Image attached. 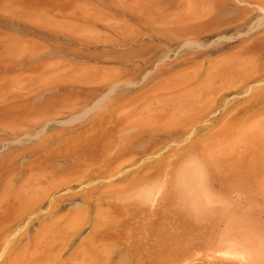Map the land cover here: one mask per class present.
<instances>
[{
    "label": "bare ground",
    "instance_id": "bare-ground-1",
    "mask_svg": "<svg viewBox=\"0 0 264 264\" xmlns=\"http://www.w3.org/2000/svg\"><path fill=\"white\" fill-rule=\"evenodd\" d=\"M231 3L242 5L241 10L238 9L239 12L234 16L226 17L224 15L229 12ZM250 4L257 6L256 14L252 17L251 15L254 12H252V8L249 7ZM200 51H211L218 55L216 58L214 57L215 59H211L210 57L207 63H201L202 61H200V63L198 62L196 64V62H193V55ZM263 77L264 0H0V235L6 232V229L9 227H13L12 229L17 233V236L15 235L17 237V245L11 251L9 250V252H6V254H0V264H104L106 261L105 253L107 251L104 250L106 247H103V245L104 243L106 244L107 240L111 239L113 234L110 235L109 233L116 231L112 229L113 226L116 225L114 223H116V221L120 223V214L118 210L122 206L117 207L115 205L117 203L114 204L110 201L111 203L108 204L110 208L111 204H114L115 208L112 207V209L109 208L106 211H102V207H100V209H98L99 211H96L97 213L93 216L95 230H90L99 232L103 229L105 231L104 237H102L103 239L97 240L96 246H88L89 244L87 245L85 242L86 244L80 248L76 256H73L71 259H69L68 256L67 259L69 260L59 261L56 256L57 244L61 243L71 232L76 233L74 232L75 229L81 228V224H83L82 222L87 213L84 215L83 211L85 210L83 208H81L82 211L81 209L72 210L71 208V210H69L68 206L70 204H63L55 207L50 199H52L53 195L57 196V194L70 197L72 193L80 194L86 191L91 183H78L80 180L78 177V179L75 178L77 175L74 176L73 171H86L85 169L89 171L88 168L96 167V165L101 163L103 164L102 168L105 167L103 159L111 152L116 144L119 143L118 145L120 148L118 145L117 147L120 153L127 152L126 150H128V153L131 154L130 152L132 150L129 152V149L132 148L135 137L136 139L142 136H150L151 138V136L157 133L169 132L171 130L183 132L193 124L196 125L195 122L198 123L201 120L200 117L211 107L212 99L213 97L215 98V94H218L217 92L222 94L221 90H226L227 96H232L231 99L238 103V106L236 105V111L234 107L232 115L226 116L227 118L224 116L226 119L224 118L223 121L221 119L222 123H219V126L213 129L212 133L210 131L211 135L210 133H208V136L204 135L205 138L208 137L206 140H201L200 138V140H193L190 138L193 141L189 143V145H186L184 152L177 156L179 158H176V163L168 167L166 165H164L165 167L160 166L162 164L158 163H161L162 158L161 161L157 162L158 165L153 166L150 171H155V173L156 171H173L172 173H174V171H180V173L181 171H188V173H190L189 171H193V173L196 174V180H200L199 176H204L209 173L210 170H208V168L210 169L209 166H212L213 168H211L214 169V171L217 170L216 172H218V174L222 173L220 171H231L228 172L231 174L228 178L230 177L229 179L234 180V177H236L239 182L250 184L251 180L254 181L256 178L261 177L259 171L264 169V165H262L264 161V94L262 93L264 92H258V94L256 92V96L252 95L253 97H250L251 95H248V92L253 87L261 90L264 83ZM242 87L246 90L241 92L240 90ZM240 94L245 95L240 98ZM217 99L216 97L214 100ZM240 111L244 113L245 111L251 112L245 114L243 118L238 119L237 116ZM218 112L219 111L216 113ZM213 127L214 126H212V128ZM193 132L194 131L191 130V133ZM123 134L124 136L127 134V137L119 140L120 135ZM128 134L130 136H128ZM184 138L186 139V137ZM190 139H187V141ZM176 150L178 151L179 149ZM179 151L181 152V150ZM135 153L136 152H134V154ZM112 155H114L113 152L111 156ZM115 155L117 157L121 156L120 154ZM186 155H190L188 157H192V160L196 158L198 161L194 159L190 163L188 162L187 164H191V166L189 165L188 167L185 164L187 159L185 163L183 162L186 166H182L181 164L183 163L180 164V161H183ZM111 156L109 157L110 161ZM175 156L173 158H175ZM119 157L118 159L112 157V159H114L113 161L118 160L119 162ZM122 157L123 156H121V158ZM125 157L126 156L123 158ZM134 157L132 159L130 156L127 157L125 160L127 161L128 159L126 164L132 162ZM155 157L157 156L155 155ZM123 158L119 163L124 165L125 161L122 162L124 160ZM159 158H161V156H159ZM171 158L172 156L168 158V160H171ZM249 160L252 163L254 162L253 164L250 163L252 164L250 166L249 163H247ZM113 161L112 163L109 162L111 166L113 165L112 167L119 164L118 162L114 164ZM164 161H162V163ZM199 161L209 165L208 168H205L208 172L200 168L201 164L197 163ZM167 162L165 161V164ZM135 165L136 163H132L130 166L133 167ZM167 165H169V163ZM111 166L108 169L113 171ZM120 166L121 169L123 166ZM198 167L206 174L202 175ZM128 169L126 170L128 171ZM116 170L117 169L114 171ZM147 170L149 171V168ZM147 170L143 173L148 176ZM102 171H104V169ZM150 171L149 173H151ZM194 171H198L199 173ZM116 172H118V170ZM224 172L222 175H224ZM112 173L111 175L115 176V174ZM162 174H164V172ZM119 175L121 174L119 173ZM152 175L153 174L150 176ZM156 175L157 174L154 176ZM172 175L169 178L173 176L175 178L176 175ZM177 175L179 176V173H177ZM222 175L218 178L222 177ZM160 176L161 173L158 176L161 183ZM178 176L176 178H179ZM83 177L84 176L80 178L83 179ZM108 177H110V175ZM115 177H113V179H115ZM144 177L145 175L143 179H145ZM214 177L217 178V176ZM110 178L108 181H110ZM133 178L135 179V177ZM150 178L152 177H149V179L147 178L145 182L142 180L141 183L144 182L143 184L140 183V179L139 182L131 183H140V186L135 184L138 186V190H143L142 194H144L147 199L150 196L149 199L151 200L152 195L156 193V188L158 186V188L164 186L166 178L165 181L162 180V182H164L162 183L163 185H158L157 180L156 182H152L153 185L156 183V186H154V188L156 187L155 190L151 187L153 186L152 184H148L149 187L153 188V190H151V188L148 187V190L150 189V191H148L146 187L148 185L146 183L150 182ZM261 178L264 181L263 175ZM155 179L154 177L153 180ZM206 179V177H203L204 182H202L201 179L199 184L202 183L201 186L203 183L207 185ZM169 180L171 181L172 178ZM192 180L194 181L192 178L190 182L188 178L186 181V183L190 182L191 187L195 185V188L192 187L193 189L190 187V191L192 192L187 190L190 184L189 186L188 184L186 185L184 182L185 180H183L184 185L188 187L183 189L186 192L188 191L190 195H194L195 191H197V194H201V192L204 191H202L203 188L201 189V186L197 184L198 181L193 182ZM119 181L117 180V182ZM175 181L179 183L178 186H180V180ZM175 181L173 183H175ZM74 182L75 184H73ZM125 183L126 182H123L121 184L124 185ZM166 183L169 182L167 181ZM212 183H208L207 190H209ZM121 184L119 183V186ZM205 184L203 187L206 186ZM170 185L173 186L172 184ZM196 185H198V189L200 188L201 190H195ZM230 185L231 183L228 184V186ZM260 186L259 184L258 187ZM111 187H115L114 189H116L114 185ZM111 187H109V189H113ZM139 187H141V190ZM244 187L245 186L240 187V189L243 188L242 191H244ZM135 188L136 187L125 185L121 187L122 190L124 189V194L127 193L126 191L136 190ZM162 188L165 189L166 187ZM171 188L173 190V187ZM178 188L176 187V189ZM251 188L250 190H252ZM105 189L108 190L107 187ZM145 190L148 191L146 195L144 192ZM184 190H182L181 193L184 192ZM232 190L236 189L233 188ZM210 191H207V193L204 192L206 195L202 193L204 196L199 194V196L202 197L196 195L200 200L198 198L197 200L195 195L194 199V197L186 193L189 198H193V201L189 199V203L185 202L189 205L190 202L197 200V202L195 201L197 205L194 203L192 205L196 207L195 209L209 204L210 207L207 206L205 208L206 210H204V213H206L208 208L212 209L211 200L216 197H211L215 195V191H211L213 195L207 196ZM102 192L103 191H101V193ZM104 192L103 196L109 191ZM86 193L87 195L89 194L87 191ZM133 193L136 194L138 192L134 191ZM221 193L222 194L219 195L217 194L218 198H216V200L214 199L218 204L221 202V200H218L220 199V195L223 196V194H225L223 192ZM118 194H122V192ZM128 194H130V192L126 194L129 197ZM162 194L164 195V192ZM184 194L183 197L186 196H184ZM240 194L242 195V192ZM110 195L107 196L110 197ZM133 195L129 198H133L134 200ZM137 195L138 194H136L135 198L141 197V194ZM209 196L211 198V200L209 198L211 204L210 202H206V204L201 205L203 204L202 200L204 202L206 199L203 198ZM89 197L92 198L90 195ZM128 197H125L127 199L124 200L129 204V202H127ZM175 197L174 199H176ZM246 197L249 198L247 195ZM187 198H184V200H188ZM224 198L225 196L222 197V199ZM172 199H168L169 205L171 206L173 205ZM180 199L181 198L178 199V202ZM226 200L224 199L225 202ZM115 201L118 202V199L116 200L115 198ZM164 201L166 204V200ZM224 201H222V203ZM260 201L261 200H259V202ZM120 202L123 201L120 199ZM135 202L136 200H134V203ZM178 202L174 203L173 208L176 207L175 205H177ZM217 202H215L216 205H218ZM234 202L237 201L234 200ZM253 202L254 200L251 203ZM215 203H213L214 206ZM222 203H220V206H222ZM156 207L157 206H155V208ZM180 207L182 206H178L177 208ZM216 207L219 208V205ZM177 208H175V210ZM183 208H185V210L187 209L186 207ZM148 209L151 210L150 207ZM191 209L194 210V208ZM141 210L140 212L142 213ZM193 210L189 208V213ZM129 211L130 210H128V212ZM182 211L185 212L184 209ZM186 211H188V209ZM199 211H201V209H199ZM249 211L253 210L249 209ZM194 212H197V210ZM210 212L211 210L208 213ZM248 212L245 211L244 216L245 213L249 216L250 214ZM219 213L221 214V212ZM185 214L187 213L185 212ZM222 214H224V210ZM204 215L206 217V214ZM210 215L208 217H211ZM215 215L217 216V214ZM238 215L235 216L237 219ZM253 215L255 216V214ZM242 216L240 215L239 219H241ZM250 216L248 219L251 221ZM261 216L260 218H262ZM142 217L144 218V216ZM217 218H215V220H217ZM180 219L178 217L177 222L179 224L177 228L180 233L177 232V236L173 234L175 237L173 240L172 238L170 239V247H172L174 243L179 244L178 242L181 241L182 236H186L187 234V232L186 234L184 232V222H186V220L184 219L183 222ZM232 219L231 221L234 224L237 220L234 221ZM252 219L255 220L254 217ZM191 220L194 221L193 218H191ZM243 220L241 219V221ZM247 220L245 219L244 221L247 222ZM202 221L204 222V220ZM244 221L243 223H245ZM250 221L248 222L250 223ZM258 221H260V219H258ZM253 222L251 223L252 226L249 224V228L254 227ZM243 223L240 224L237 222L238 226L236 223L234 226L240 229L241 227H239V224L242 226L244 225ZM204 224H207V221ZM260 224L262 223L260 222ZM207 225L209 226L210 224ZM257 226L255 227L254 234L252 231L253 236H258L259 233L263 234L264 232L261 230L262 228L264 230L263 226H259L261 228H259V231L261 230V232L257 230ZM153 227L156 226L153 225ZM153 227L152 229H155ZM215 227L217 228V226ZM142 228H145V226ZM243 228L244 227L237 230H239V232L241 231V234L246 235L247 233L244 234V232L249 228L248 226L246 230H243ZM189 229H191V227ZM171 230L172 228L170 231ZM251 230H249L250 233ZM130 232L128 233H133L134 235V232ZM135 232L138 233L137 231ZM198 232L201 231H197V233ZM120 233L123 232L121 231ZM120 233L119 235L121 236ZM12 235L10 234V236ZM140 235L141 234H139V236ZM168 235L170 236V233H168ZM210 235H212V232ZM25 236L30 237V239L23 243L21 239ZM214 236L216 235L214 234ZM196 237L197 236H195V238ZM85 238H88V235L85 236ZM199 241L200 240H198V242ZM65 242L67 243V241ZM111 242L113 243V241ZM9 243L7 245H9ZM109 243L110 242L106 245L107 247L110 245L109 248L112 249L114 243L112 245ZM189 243L195 242L189 241ZM185 244L186 243L183 245ZM144 245H146V243ZM175 245L173 248L175 247L176 249L177 245ZM166 246L168 245L166 244ZM61 247H63L62 244ZM133 248H135L134 245ZM181 249L182 248L179 250ZM153 250L149 252V254L153 253ZM171 251L173 252V250ZM183 252H188V250L183 251L182 249L181 256H183ZM107 253H109V251ZM168 254L169 249L165 246H160L156 249L153 258L151 254L150 257L152 259H150L149 262L147 261L148 263L146 264H166L169 258L172 259ZM185 254L184 257L189 255ZM222 254L224 253L222 252ZM236 254L233 253V256ZM108 255H110V253ZM135 255L137 254L135 253ZM147 256L149 257V255ZM239 256H241V260L243 257L242 254L240 253ZM182 258L175 260L178 262L179 260L181 261ZM234 258L236 259L237 256ZM143 262L140 264H144ZM137 264H139L138 261Z\"/></svg>",
    "mask_w": 264,
    "mask_h": 264
},
{
    "label": "rangeland",
    "instance_id": "rangeland-1",
    "mask_svg": "<svg viewBox=\"0 0 264 264\" xmlns=\"http://www.w3.org/2000/svg\"><path fill=\"white\" fill-rule=\"evenodd\" d=\"M230 10H229V12H227V14L226 15H224V16H234V15H236L238 12H239V10H241V7H242V5L240 6V5H235V4H230ZM249 7H251L252 8V12H254V13H252V15H251V17L253 16V15H255L256 14V7L257 6H254L253 4H250L249 5ZM239 9V10H238ZM217 55L218 54H216V53H213V52H211V51H200V52H197V53H195V55H193V62H196V64L199 62L200 63V61H202L201 63H207V60H210L209 58L211 57V59L213 58V59H215L216 57H217ZM215 57V58H214ZM207 58V59H206ZM204 59V60H203ZM263 80H264V77H263ZM259 89V88H258ZM258 89H255V87H253L252 89H250L249 90V92H248V95H251L250 97H253V96H256V92H257V94H258V92L260 93H262V92H264V83H263V86H262V88H261V90H258ZM240 90V89H239ZM244 90H246L245 88H243L242 87V89L240 90L241 92L242 91H244ZM254 90H256L255 91V93H254V91L252 92V91ZM258 90V91H257ZM222 91V94L221 93H219V92H217L218 94H215V98L213 97V101H214V103H213V101H212V105H211V107H209L208 109H207V111L200 117L201 118V122L199 123H197V122H195V124L196 125H192V126H190L187 130H188V132H187V130H185L186 131V133H185V131H183L184 132V134H183V132H179L178 130H171V131H169V132H163V133H157V134H155V135H153V136H151V138H150V136H142V137H137V139H136V137H135V140L133 141V144H132V148L131 149H129V152L131 153V154H129L128 153V150H126L127 152H119L118 151V149L120 148V146L118 145L119 143V140L120 139H122V138H125V137H127V134H125V136H124V134L123 135H120V138H119V140H118V144H116L113 148H112V150H111V152L103 159L104 161V166L105 167H103L102 168V166H103V164L101 163V164H98V165H96V167L94 166V167H90V168H88V170L89 171H87V169H85L86 171H73L74 172V176L75 175H77V176H75V178H79V180L80 181H78V183L79 182H89V183H91L89 186V188L86 190L89 194L87 195V193H86V191H84V192H82V193H80V194H76V193H72L71 195L73 196H71L70 195V197L69 196H60L59 194H57V196L56 195H53V197H52V199H50V201H52V204H53V206L55 205V207H58V206H60V205H63V204H66V205H68V204H70L69 206H68V209L69 210H80L81 208H83L85 211H83V213H84V215H85V219H84V221L82 222L83 224H81L82 226H81V228L79 227V229L77 230V229H75L74 230V232H76V233H73V232H71V234H72V236H71V234H69L65 239H63L62 241H61V243H58L57 245H58V248H57V258L59 259V261H66V260H69V259H71L73 256H76V254H78L79 253V251H80V248L82 247V246H84L86 243H87V245L88 246H96L97 245V240H101V239H103L102 237H104V234H105V231L102 229V230H100L99 232L98 231H96V232H93V230H95V226L93 225L95 222H94V217L93 216H95L94 214H96L97 212L96 211H99L98 209H100V207H102L101 208V210L102 211H106L107 209H109L110 208V205H108V204H110L111 202L112 203H117V204H115L117 207H121L119 210H118V212H119V214H120V217H119V222L120 223H118V221H116V223H114V224H116V225H114L113 226V230L115 229L116 231H114L115 232V234H114V232H110L109 234L110 235H112L111 236V239L110 240H107L106 241V244H108V242H110L109 244H113L114 243V246H112V249L111 248H109V246L107 247V245L104 243V245H103V247H106V248H104V250L105 251H109V253H110V255H108L109 253H105V262H104V264H112V263H118V264H122V263H124V264H128L129 262H131V263H129V264H137V261L139 262V264L140 263H142L143 261V263L144 264H146V263H148L149 261H150V259H152L153 258V256H154V253L156 252V249H158V247H160V246H165V247H167L168 249H169V256H171V258L172 259H170L169 257V260H168V262L166 263V264H170V263H172V264H230V263H232V264H264V230H263V228L261 229L260 227L261 226H263L264 227V181H263V179L261 178L262 177V175H263V177H264V172H262V171H264V169L263 170H261V171H259L260 172V174H261V177H258V178H256V180H254V181H250V184L249 183H245V182H239V180L236 178V177H234V180H231V179H229L228 178V176H231V174L230 173H228V172H231V171H220V172H222V173H219L218 174V172H216V171H214V169H212L213 167L212 166H209V165H206L205 163H203V162H201V161H199V162H197L198 164H201V165H204V166H201L200 165V168L202 169V170H204V171H206L207 169H205V168H208V166L210 167V169L208 168V170H210L209 171V173H204V171H202L199 167H198V170L200 169V173L203 175V174H206V175H204V176H201L200 174V176H199V179L201 180L202 179V182H204V180H205V178H204V180H203V177H206L207 179H206V183H207V185H208V183L210 184V183H212V188L213 189H215V190H213L212 188H211V186H210V188H209V190H207V185L205 184V183H203V185L201 186V184H199V181L200 180H196V174L195 173H193V171L191 172V171H189L190 173H188V171H181V173H182V175H181V173H180V171H174V173H172L173 171H156V173H155V171H150V169L152 170V168H153V166H156V165H158V164H162V165H160V166H164V165H166L167 167L168 166H170L171 164H174V163H176L177 162V159L176 158H179V157H177L180 153H182V152H184V150H185V148H186V145H189V143H191L193 140H206L208 137H206L205 138V136H208L209 134L208 133H210V131H211V133L213 132V129H215V128H217L218 126H219V123H222L221 122V119H222V121L224 120V118L227 116H231L232 115V111H233V109H234V107H235V111H236V108H237V106H238V103L235 101V100H232L231 98H232V96H227V92H226V90H221ZM220 91V92H221ZM251 92V93H250ZM219 94H221V95H219ZM262 94H264V93H262ZM217 95V96H216ZM245 94H240V98L242 97V96H244ZM253 95V96H252ZM216 97L218 98L217 100H214V99H216ZM220 97V98H219ZM213 104H214V106H213ZM237 105V106H236ZM263 105H264V103H263ZM221 109V110H220ZM217 111H219L218 113H216ZM225 111V112H224ZM234 111V112H235ZM234 112H233V114H234ZM249 112H251V111H245V113L244 112H242V111H240V112H238V119H241V118H243V116L245 115V114H247V113H249ZM216 113V114H215ZM236 113V112H235ZM230 114V115H229ZM243 114V115H242ZM207 115V116H206ZM209 116H211V117H209ZM225 116V117H224ZM220 117V118H219ZM226 117V118H227ZM199 118V119H200ZM203 118V119H202ZM225 118V119H226ZM204 119H206V120H204ZM216 119V120H215ZM203 120V121H202ZM206 122V123H205ZM207 122H208V124H207ZM204 123V124H203ZM210 123V124H209ZM198 124V125H197ZM212 126H214L213 128H212ZM190 128H192V129H190ZM191 130L192 131H194L193 133H191ZM197 131V132H196ZM189 133H190V135H189ZM211 133H210V135H211ZM162 134V135H161ZM186 134H187V136H186ZM192 134V135H191ZM198 134V135H197ZM205 135V136H204ZM128 136H130L129 134H128ZM164 136V137H163ZM189 136V137H188ZM191 136V137H190ZM203 136V137H202ZM184 137H186V139L184 138ZM188 137V138H187ZM196 137H198V138H196ZM139 138V139H138ZM145 138V139H144ZM155 138V139H154ZM184 138V139H183ZM193 139V140H191V139ZM200 138V139H199ZM203 138V139H202ZM205 138V139H204ZM152 139V140H151ZM187 139H190L189 141H187ZM140 140V141H139ZM144 140V141H143ZM146 140V141H145ZM150 140V141H149ZM186 141V142H185ZM147 142V143H146ZM145 143V144H144ZM182 143H185V144H182ZM140 144V145H139ZM142 144H143V146H142ZM179 144V145H178ZM117 145H118V147H117ZM139 145V146H138ZM147 146V147H146ZM142 147V148H141ZM181 149H180V148ZM183 147V148H182ZM116 148V149H115ZM137 149V150H136ZM139 149V150H138ZM144 149V150H143ZM147 149H148V151H147ZM176 149H179V150H181V152L179 151V153H178V151L176 150ZM134 150V151H133ZM175 150V151H174ZM183 150V151H182ZM116 151H117V153H116ZM158 151V152H157ZM174 151V152H173ZM112 152H113V154L114 155H112L111 156V154H112ZM134 152H136L135 154H134ZM150 152V153H149ZM162 152V153H161ZM172 152H173V155H172ZM133 153V154H132ZM153 153V154H152ZM115 154H120L121 156H126L125 158H123L124 160L122 161V162H124L125 160H126V158L127 157H131V159L134 157V155H135V157H134V159H133V161L132 162H128V164H126V162L128 161V159H127V161H125L124 162V165L122 164V163H119V162H121V156L119 157L120 158V160H119V162H118V157L115 155ZM125 154V155H124ZM158 154V155H157ZM165 154H167V155H165ZM145 155V156H144ZM147 155H149V156H147ZM155 155L157 156V157H155ZM176 155V156H175ZM111 156V161H110V157ZM141 156V157H140ZM159 156H161V158H159ZM172 156V158L175 156V158H171V160L173 161H171L170 159L168 160V158H170ZM188 156H190V155H186L184 158L185 159H183V161L181 160L180 161V164L181 163H185V161L188 159V160H190V161H188L187 160V162L185 163L188 167H189V165L191 166V164H187L188 162L190 163L191 161H193L194 159L195 160H197L196 158H194L193 160H192V157H188ZM112 157H116L115 159L117 160V161H113L114 159H112ZM153 157V158H152ZM155 157V158H154ZM166 157V158H165ZM107 158V159H106ZM163 158V159H162ZM191 158V159H190ZM130 159V158H129ZM150 159V160H149ZM161 159H162V161H164V159H165V161L167 162L166 164H165V161L162 163V161H161ZM167 159V160H166ZM174 159H176V160H174ZM251 160H253L252 158H250ZM158 160V161H157ZM178 160H180V159H178ZM106 161V162H105ZM112 161H113V163L114 164H116L117 162L120 164V165H122L123 167L120 169V165L119 164H116V166H114V167H112L111 166V164L110 163H112ZM130 161V160H129ZM154 161V162H153ZM159 161H161V163L159 162ZM198 161V160H197ZM250 161V160H249ZM247 161V163H249V166L250 165H252L253 163L250 161ZM110 162V163H109ZM116 162V163H115ZM143 162V163H142ZM157 162H159L158 164H157ZM196 162V161H195ZM107 165H106V164ZM132 163H136V165L135 166H133V167H131L130 165H132ZM140 163V164H139ZM146 163V164H145ZM169 163V165H167ZM184 163L183 164H181L182 166L184 165ZM250 163H252V164H250ZM144 164V165H143ZM117 165H118V167H117ZM126 165V166H125ZM186 165H184V166H186ZM206 165V166H205ZM262 165H264V161H263V164ZM109 166V167H108ZM110 166H111V169H113V171H110V169H108V168H110ZM120 166V167H119ZM127 166H128V168H127ZM141 166V167H140ZM126 167V168H125ZM137 167H138V169H137ZM165 167V166H164ZM212 167V168H211ZM262 167V166H261ZM93 168V169H92ZM102 168V169H101ZM141 170H140V169ZM143 168V169H142ZM149 168V171L151 172V173H149V171L147 170ZM170 168V167H169ZM263 168H264V166H263ZM104 169V171H102ZM105 169H106V172H105ZM115 169H117L118 170V172H116V171H114ZM126 169H128V171L126 170ZM135 169H137V170H135ZM147 170V172H148V176H147V174H144L143 172L145 171L146 172V170ZM98 170V171H97ZM100 170V171H99ZM131 170V171H130ZM133 170V171H132ZM96 171V172H95ZM109 171H110V174H109ZM125 171V172H124ZM202 171V172H201ZM48 172H56V171H48ZM57 172H61V171H57ZM77 172V173H76ZM95 173V175H94V173ZM101 172V173H100ZM114 173L115 174V176H117V177H115L114 175H111V173ZM164 172V174H162ZM165 172H166V175H165ZM194 172H198V171H194ZM206 172H208V171H206ZM223 172H224V175H225V173H226V175L224 176V175H222L223 174ZM87 173V174H86ZM104 173H105V175H104ZM107 173V174H106ZM112 173V174H113ZM117 173H118V175H117ZM119 173L121 174V175H119ZM130 173V174H129ZM132 173V174H131ZM161 173V183H160V178H158V176H159V174ZM169 173V174H168ZM176 173V174H175ZM177 173H179V176L177 175ZM199 173V172H198ZM214 173H215V175H214ZM128 174V175H127ZM151 174H153L152 176H150ZM155 174H157L156 176H154ZM176 175L175 176V178H174V176L173 175ZM209 174H211V175H209ZM218 174V175H217ZM110 175V177H112V178H110V177H108ZM145 175V179H143V176ZM166 177H165V176ZM173 176V177H171L172 178V180L170 181L169 179H171V178H169L170 176ZM181 175V176H180ZM198 175V174H197ZM222 175V177H220V178H218L219 176H221ZM82 176H84L83 177V179H81L82 178ZM89 176H90V178H89ZM95 176V177H94ZM99 176V177H98ZM147 176V177H146ZM163 176V177H162ZM179 177V178H176V177ZM188 177L189 178V181L193 178L194 179V181L193 182H195V181H198V185L199 186H201L200 188L202 189V191L203 192H201V194L203 193L204 195H206L205 193H207V191H215L214 193H215V195H213L212 193L213 192H211L210 191V193L208 192V194H207V196L208 195H213V196H211V197H213L214 198V196H216L214 199L216 200V198H218L217 196L219 195V194H222L221 192H223V193H225V194H223V196H221L220 195V199H218V200H221V202H219V204H218V202L217 201H215L214 199L213 200H211V198H210V196L209 197H204L203 199H205L204 200V202H203V200H202V203L203 204H201V205H204V204H206V202H210L209 201V198H210V200L212 201V204H211V202H210V204H211V207H212V209L211 208H208V212L211 210V212L210 213H208L207 211H206V213H204V210H206L205 208L208 206V207H210V205L208 204V205H204V206H201V207H199V209H201V211H199V209H195L196 207L195 206H192L193 205V203L194 204H196V202H197V200L199 199L196 195H198L199 196V194H197L196 192L197 191H195V197H196V199L197 200H195L194 202H190V204L189 205H187L189 202L188 201H193V198L191 199V197H194V195L193 194H188V191H190V187H191V184H190V182L189 183H186V181L188 180V178H186V177ZM212 176V177H211ZM214 176H217V178H215ZM81 177V178H80ZM107 177V178H106ZM113 177H115V179H113ZM133 177H135V179L133 178ZM140 177V178H139ZM149 177H152V178H150V182H148V183H146L147 185L148 184H152L153 185V183L152 182H156V180L158 181L157 182V184L159 185V184H162V183H164V182H162V180H164L165 181V178H166V181H165V184H164V186H162V185H160V186H162V187H166L165 189H163L162 187H160V188H156V193L154 194V192H153V194L154 195H152V198H153V196H154V198H153V200H152V198H151V200L149 199V197H148V199H147V197L146 196H144V194H142V191L143 190H141L140 188L141 187H139V189L141 190V191H139L138 190V186L137 185H135V184H138L139 186L141 185V184H143L144 182H145V180H147V178L149 179ZM156 178L155 180H153V178ZM165 177V178H164ZM192 177V178H191ZM209 177V178H208ZM74 178V179H75ZM77 178V179H78ZM84 178H86V179H84ZM110 178V181H108V179ZM169 178V179H168ZM185 178V179H184ZM191 178V179H190ZM221 178H223V179H221ZM228 178V179H227ZM106 179H107V181H106ZM113 179V180H112ZM141 181H140V180ZM168 179V180H167ZM213 179V180H212ZM76 180V179H75ZM105 180V181H104ZM117 180L119 181V180H121V181H119V182H117ZM126 180V181H125ZM129 180V181H128ZM142 180H144V182L143 183H141L142 182ZM151 180H153V181H151ZM175 180H180L179 182H180V186H178L179 185V183H176V181ZM183 180H185L184 182L186 183V185L188 184V186H189V184H190V186H189V189L187 188V192L184 190L186 187H188V186H186L185 187V185H184V182H183ZM219 180H221V181H219ZM224 180H225V182H224ZM98 181V182H97ZM128 181V182H127ZM140 181V183H131V182H139ZM169 182V183H166V182ZM175 181V183H176V185H175V183H173ZM208 181V182H207ZM212 181V182H211ZM236 181V182H235ZM257 181V182H256ZM95 182V183H94ZM117 182V183H116ZM123 182H126L124 185L125 186H133V187H136L135 189L137 190H132V191H126L127 193H129L130 192V194H128L129 195V197L130 196H132L134 193V191L135 192H138V193H136V194H141V197L139 198H135L136 197V194H134L133 196H134V200H136V205H135V203H134V200H133V198L132 199H130L126 194H124V189L122 190L121 189V187H123L124 185L123 184H121V183H123ZM171 182V183H170ZM193 182H192V184H193ZM221 182V183H220ZM115 183V184H114ZM119 183L121 184L120 186H119ZM127 183H129V184H127ZM231 183V185H232V187H231V185L230 186H228V184H230ZM241 183V184H240ZM243 183V184H242ZM255 183V184H254ZM73 184H75V182L73 183ZM134 184V185H133ZM169 184V185H168ZM170 184H172L173 186H171ZM196 184V183H195ZM204 184L206 185L205 187H203L204 186ZM247 184V185H246ZM257 184V185H256ZM259 184L261 185L260 187H258L259 186ZM108 185H109V187H111V186H116V189H114L113 187H111V188H113V189H109V187H108ZM111 185V186H110ZM123 185V186H122ZM174 185H175V187H174ZM198 185H196V189L195 190H197L198 189ZM223 187H222V186ZM224 185H226V186H224ZM236 185V186H235ZM239 185V186H238ZM241 185V186H240ZM263 185V186H262ZM119 186V187H118ZM154 186H156V183H154V185L153 186H151V187H153L154 188ZM169 186H170V188H169ZM195 185H192V187H194ZM234 186V187H233ZM243 186H245L244 187V191H242V189H240V187H243ZM254 188H253V187ZM96 187H97V189H96ZM107 187V189L108 190H106L105 188ZM147 187V190H148V187H149V185L148 186H146ZM146 187H145V189H146ZM151 187H149V188H151ZM171 187H173V190H172V188ZM176 187L178 188V189H176ZM191 187V189H193ZM239 187V188H238ZM252 187V188H251ZM258 187V188H257ZM95 188V189H94ZM119 190H118V189ZM153 188H151V190H153ZM155 188H154V190H155ZM163 189V191H162V189ZM175 188V189H174ZM184 188V189H183ZM195 188V187H194ZM199 188V189H200ZM206 188V189H205ZM222 190H221V189ZM225 188H227V189H225ZM234 188V189H236V190H232V189ZM250 188L253 190H250ZM94 189V190H93ZM167 189V190H166ZM169 189V190H168ZM171 189V190H170ZM198 189V190H199ZM200 189V190H201ZM219 189H220V191H219ZM238 189V190H237ZM93 190V191H92ZM147 190H145L144 192H145V195H146V193L148 192V191H150V189L147 191ZM176 190V191H175ZM182 190H184V192H185V194H184V192H182L181 193V191ZM216 190H217V193H216ZM240 190V191H239ZM259 190V191H258ZM90 191V192H89ZM91 191H92V193H91ZM101 191H109L110 192V194H109V192L107 193L106 192V194L107 195H110V197H108L106 194H105V196H103V192L101 193ZM122 192V194H118V193H121ZM194 191V190H193ZM235 191H236V193H235ZM248 191V192H247ZM251 191V192H250ZM255 191H256V194H255ZM95 192V193H94ZM113 192V193H112ZM132 192V193H131ZM164 192V195L162 194ZM169 192V193H168ZM177 192V193H176ZM190 192H192V191H190ZM205 192V193H204ZM219 192V193H218ZM228 192V193H227ZM242 192V195L240 194V193ZM101 193V194H100ZM105 193V192H104ZM116 193H117V195H116ZM167 193V194H166ZM172 193V194H171ZM179 193H181L182 194V196H181V194H179ZM188 195H190L191 197L189 198V196H187V194ZM227 193V194H226ZM234 193H235V195H234ZM245 193H246V195L249 197V198H247L246 197V195H245ZM249 193V194H248ZM253 193V194H252ZM74 194V195H73ZM177 194H179V195H177ZM183 194H184V196L185 197H183ZM200 194V195H201ZM202 194V196H204ZM218 194V195H217ZM231 194H233L234 195V198H233V195H231ZM253 196H252V195ZM80 195V196H79ZM89 195L90 196H92V198L91 197H89ZM119 195V196H118ZM124 195V196H123ZM137 195V196H138ZM161 195V196H160ZM167 195H169V196H167ZM175 195H176V197H175ZM230 197H229V196ZM238 195V196H237ZM100 196V197H99ZM111 196H113V197H111ZM202 196H199V197H202ZM225 196V200H226V202L224 201V199H222V197H224ZM240 196V197H239ZM242 196V197H241ZM244 196V197H243ZM257 196H259V197H257ZM87 197V198H86ZM104 197H106V198H104ZM119 197V198H118ZM125 197H128V201L127 202H129V204L131 203V202H133V203H131L130 205L128 204V203H126V200H124V199H127V198H125ZM143 197V198H142ZM144 197H145V199H144ZM172 197H173V199H172ZM174 197L177 199H174ZM188 197V198H187ZM195 197H194V199H195ZM238 197V198H237ZM246 197V198H245ZM85 198H86V200H85ZM100 200H99V199ZM112 198V199H111ZM115 198H116V200L118 199V202H116L115 201ZM170 200V199H172L171 201H173L172 202V206L171 205H169V201H168V199ZM179 198H181L180 200H179V202H178V199ZM184 198H187L188 200H184ZM229 198H232V199H229ZM253 198V199H252ZM120 199L123 201V202H120ZM129 199H130V201H129ZM161 201H160V200ZM190 199V200H189ZM229 199V200H228ZM61 200V201H60ZM65 200V201H64ZM92 200V201H91ZM140 200V201H139ZM147 200V201H146ZM149 200V201H148ZM164 200H166V204H165V201ZM176 200V201H175ZM183 200H184V202H183ZM200 200V199H199ZM231 200V201H230ZM234 200L235 201H237V202H234ZM247 202H245V201ZM254 200V202L253 203H251L252 201ZM259 200H261L260 202H259ZM86 201V202H85ZM101 201H102V203H101ZM107 203H106V202ZM111 201V202H110ZM139 201V202H138ZM145 203H144V202ZM151 201V202H150ZM163 201V202H162ZM188 202V203H186V202ZM213 201H215V202H217V204L219 205V208L218 207H216V206H218V205H216V203L215 202H213ZM222 201H224L223 203H222ZM66 202V203H65ZM80 202V203H79ZM100 202V203H99ZM104 202V203H103ZM141 202H143L142 204H140ZM160 204H159V203ZM175 202H178L177 203V205L178 206H182V207H180V208H177L178 206L177 205H175L176 207L175 208H177L176 210H175V208H173V206H174V203ZM228 202V203H227ZM239 202V203H238ZM249 202V203H248ZM257 202H259V203H257ZM59 203V204H58ZM121 203V204H120ZM124 203H126V204H124ZM150 205H148V204ZM213 203H215V206H214V204ZM220 203H222V206H220ZM90 204V205H89ZM95 204V205H94ZM114 204H111V208L110 209H112V207L113 208H115V205ZM119 204V205H118ZM137 204H138V206H137ZM144 204V205H143ZM165 204V205H164ZM200 204H198V205H200ZM224 204V205H223ZM241 206H240V205ZM243 204V205H242ZM255 204H256V206H255ZM258 204V205H257ZM107 205V206H106ZM112 205H114V206H112ZM124 205V206H123ZM149 206L150 207V209L152 210V211H154L155 209V211L154 212H152L151 210H149L148 208L149 207H147V206ZM169 205V206H168ZM197 205V204H196ZM214 207H213V206ZM230 205V206H229ZM233 205V206H232ZM236 206V210H235V206ZM86 208H85V207ZM97 206H99V207H97ZM136 206V207H135ZM155 206H157L156 208H155ZM192 206V207H191ZM239 206V207H238ZM244 206V207H243ZM96 207H97V209H96ZM108 207V208H107ZM129 207H130V209H129ZM133 207V208H132ZM144 207H146V208H144ZM183 207H186L187 209H188V211H186L185 210V208H183ZM225 207H226V210H225ZM248 209H247V208ZM262 209H261V208ZM71 208V209H70ZM128 208V209H127ZM139 208H140V210L142 211V213L140 212V210H139ZM145 210H144V209ZM153 208V209H152ZM166 208V209H165ZM189 208H190V210H193V209H191V208H194V210L191 212L190 211V213H189ZM213 208H214V210H213ZM228 208V209H227ZM256 208V209H255ZM132 209V210H131ZM158 209V210H157ZM161 209H162V211H161ZM173 209V210H172ZM184 209V211L187 213V214H185V212H183L182 210ZM222 209V210H221ZM249 209H251V210H253V211H249ZM260 209V210H259ZM88 210V211H87ZM91 210V211H90ZM128 210H130L129 212H128ZM135 210V211H134ZM137 210V211H136ZM165 210V211H164ZM197 210V212H194V211H196ZM213 210V211H212ZM223 210H224V214H222L223 213ZM235 210V211H234ZM249 212H248V211ZM81 211H82V209H81ZM90 211V212H89ZM132 211H133V213H132ZM150 211V212H149ZM174 211V212H173ZM183 213H182V212ZM217 211V212H216ZM228 211V212H227ZM237 211V212H236ZM248 212L250 215L253 213V214H255V216L252 214L251 216H250V218H251V221L248 219L249 218V216H248V214L247 213H245V216L247 217H245L244 216V212ZM255 211H257V212H255ZM131 212V213H130ZM140 212V213H139ZM148 212V213H147ZM156 212V213H155ZM160 212V213H159ZM176 212V213H175ZM216 212V213H215ZM219 212H221V214L219 213ZM233 212H235V213H233ZM239 212H241V213H239ZM262 214H261V213ZM166 213V214H165ZM195 213V214H194ZM217 214V216L215 215V214ZM238 213H239V215H238ZM257 213V214H256ZM137 214H138V216H137ZM147 214V215H146ZM162 214H163V216H162ZM172 214V215H171ZM182 214V215H181ZM192 214V215H191ZM204 214H206V217H205V215ZM211 216V217H208L209 215ZM226 214V215H225ZM228 214V215H227ZM231 214V215H230ZM263 215V216H261V215ZM129 215V216H128ZM140 215V216H139ZM157 215V216H156ZM161 215V216H160ZM169 215V216H168ZM173 215H175V216H173ZM196 215V216H195ZM201 215V216H200ZM221 215V216H220ZM224 215V216H223ZM238 215V219L235 217V216H237ZM244 216L245 217V219L247 220V222L248 221H250V223L248 222H245L244 220V217L242 216V220L245 222V223H243V221H241V219H239L240 217L239 216ZM87 216H89V217H87ZM128 216V217H127ZM131 216V217H130ZM142 216H144V218L142 217ZM160 216V217H159ZM183 216V217H182ZM200 216V217H199ZM214 216V217H213ZM216 216V217H215ZM227 216H229V217H227ZM233 216H234V218H233ZM258 216V217H257ZM260 216L262 217V218H260ZM137 217V218H136ZM140 217V218H139ZM146 217H148V218H146ZM152 217V218H151ZM158 217V218H157ZM166 217V218H165ZM175 217V218H174ZM178 217H179V219L181 220V221H183L184 222V219L186 220V222H184V224H185V226H184V232H185V234H186V232H187V234H186V236H187V238H186V236H182V238H181V241H179L178 243L179 244H177V243H174L173 244V246L175 245L176 246V249H175V247L173 248V246L172 247H170L171 245H170V243H171V238H172V240H173V238L175 237V235H173V234H176V236H177V234L178 233H180L179 232V230H178V228H177V226H179V224L177 223L178 222ZM189 217V218H188ZM214 219H213V218ZM217 217H219V218H217ZM233 219H232V218ZM255 218V220L254 219H252V218ZM122 218H124V219H122ZM127 218V219H126ZM143 218V219H142ZM146 218V219H145ZM154 218V219H153ZM173 218V219H172ZM191 218H193L194 219V221L193 220H191ZM203 218V219H202ZM211 218V219H210ZM215 218H217V220H218V222H217V220H215ZM222 218V219H221ZM126 219V220H125ZM140 219V220H139ZM160 219V220H159ZM198 219V220H197ZM207 219V220H206ZM210 219V220H209ZM219 219H221V220H219ZM223 219H224V221H223ZM227 219V220H226ZM231 219L232 220H234V221H236V222H234V224L236 223L237 224V222H239L240 224H244L245 226H246V224H247V226H248V228H249V224H251L253 221H255V222H253L254 224H253V226L254 227H250L249 229L247 228V226L245 227L244 225H242V226H240V224H239V227H244L243 228V230H246V228L248 229V230H246L245 232H244V234H246V235H243V234H241L240 232H239V230L241 229H239V228H237V226H238V224H237V226L235 227L234 226V224L232 223V221H231ZM258 219H260V221H258ZM263 221H262V220ZM144 220V221H143ZM154 220V221H153ZM156 220V221H155ZM170 220V221H169ZM175 220V221H174ZM196 220V221H195ZM202 220H204V222L202 221ZM212 220V221H211ZM215 220V221H214ZM127 221V222H126ZM140 221V222H139ZM142 221V222H141ZM152 221V222H151ZM158 221H159V223H158ZM188 221H190V222H188ZM200 221H202V222H200ZM207 221V224H210L209 226L207 225V224H204L205 222ZM231 221V222H230ZM259 223H258V222ZM138 222V223H137ZM143 222H145V223H143ZM173 222H174V224H173ZM200 222V223H199ZM213 222V223H212ZM222 224H221V223ZM260 222L263 224H260ZM118 223V224H117ZM130 223V224H129ZM141 223V224H140ZM143 223V224H142ZM156 223H157V225H156ZM193 223V224H192ZM196 223V224H195ZM256 223H258L257 225H255ZM124 224V225H123ZM132 224V225H131ZM135 224V225H134ZM163 224V225H162ZM197 225V226H195V225ZM201 224V225H200ZM214 226H213V225ZM217 224V225H216ZM221 224V225H220ZM235 224V225H236ZM93 225V226H92ZM123 225V226H122ZM126 225H127V228L129 229H127L126 228ZM130 225V226H129ZM138 227H137V226ZM153 225L154 226H156V227H153ZM166 225V226H165ZM176 225V226H175ZM190 225V226H189ZM195 226V227H193V226ZM80 226V225H79ZM122 226V227H121ZM140 226V227H139ZM143 226H145V228H142ZM189 226V227H188ZM215 226H217V228L215 227ZM220 226V227H219ZM251 226H252V224H251ZM258 227L257 228V230L259 231V228L262 230V232H263V234H261V233H259V232H261V230L258 232L259 233V235L258 236H256V235H252V231H253V234L255 233V227ZM260 226V227H259ZM115 227V228H114ZM152 227L153 228H155V229H152ZM163 227V228H162ZM166 227V228H165ZM191 227V229H189ZM13 227H9V228H7L6 230V232H4L2 235H0V254L1 255H4V254H6V252H9V250L11 251L13 248H15V246L17 245V233H15V231L12 229ZM137 228H139V229H137ZM151 228V229H150ZM160 228V229H159ZM172 228V230L170 231V229ZM187 228V229H186ZM208 228V229H207ZM209 228H210V230H209ZM239 229V230H237V229ZM254 228V229H253ZM90 229H93L92 231L90 230ZM142 229V230H141ZM144 229V230H143ZM146 229V230H145ZM148 229V230H147ZM158 229V230H157ZM163 229V230H162ZM165 229H167V230H165ZM198 229V230H197ZM199 229H202V230H199ZM213 229V230H212ZM113 230H111V231H113ZM126 230V231H125ZM127 230H128V232H130V233H132V232H134V235H133V233L132 234H129L128 232H127ZM137 231L139 234H141L140 236L141 237H143V238H141L140 236H139V234L138 233H136L135 231ZM149 230H151V231H149ZM155 230V231H154ZM177 230V231H176ZM191 230V231H190ZM195 230H197V231H201V232H198L197 233V231H195ZM249 230H251V233H250V231ZM257 230H256V232H257ZM123 232V233H120V232ZM167 231H169V232H167ZM175 231V232H174ZM188 231H190V232H188ZM206 231H209V232H206ZM249 231V232H248ZM90 232V233H89ZM126 232V233H125ZM162 232V233H161ZM178 232V233H177ZM193 232V233H192ZM211 232H212V235H210L211 234ZM119 233L121 234V236L119 235ZM145 233H147V234H145ZM158 233V234H157ZM168 233H170V236L168 235ZM188 233H190V234H188ZM202 233H204L205 234V236H204V234H202ZM10 234L12 235V236H10ZM76 234V235H75ZM78 234V235H77ZM96 234V235H95ZM98 234V235H97ZM129 234V235H128ZM137 234H138V236H137ZM151 235V237H150V235ZM161 234V235H160ZM166 234V235H165ZM197 234V235H196ZM214 234L216 235V236H214ZM257 234V233H256ZM16 235V236H15ZM88 235V238H85V236H87ZM126 235H128V236H126ZM189 235H193L192 237L191 236H189ZM210 235V236H209ZM13 236H15V237H13ZM119 236V237H118ZM158 236V237H157ZM169 236V237H168ZM173 236V237H172ZM195 236H197L196 238H197V240H196V238H195ZM203 238H202V237ZM94 237V238H93ZM119 238V240H118V238ZM127 239H126V238ZM132 237V238H131ZM134 237V238H133ZM150 237V238H149ZM157 237V238H156ZM162 237V238H161ZM188 237H189V239H188ZM70 238H71V241H70ZM90 238V239H89ZM137 238V239H136ZM161 238V239H160ZM186 238V239H185ZM205 238V239H204ZM212 238V239H211ZM30 239V237H28V236H25L24 238H22L21 240H22V242L24 243V242H27L28 240ZM91 239H93V240H91ZM115 239V240H114ZM124 239V240H123ZM141 239V240H140ZM146 239V240H145ZM150 239H151V241H150ZM153 239H154V241H153ZM195 239V240H194ZM204 239V240H203ZM10 240V241H9ZM132 240V241H131ZM167 240H168V242H167ZM184 240V241H183ZM192 240V241H191ZM198 240H200L199 242H198ZM63 241H64V243H63ZM65 241H67V243L65 242ZM111 241H113V243L111 242ZM140 241V242H139ZM148 241V242H147ZM158 241V242H157ZM162 241V242H161ZM189 241L190 242H195V243H189ZM203 241V242H202ZM207 241V242H206ZM6 242V243H5ZM9 242H11V243H9V245H7ZM86 242V243H85ZM137 242H139V243H137ZM150 242V243H149ZM153 242V243H152ZM156 242V243H155ZM165 244H164V243ZM198 242V243H197ZM14 243V244H13ZM82 243V244H81ZM142 243V244H141ZM146 243V245H144ZM184 243H186L185 245H183ZM190 245H189V244ZM60 244V245H59ZM61 244H62V246L63 247H61ZM94 244V245H93ZM149 244V245H148ZM166 244L169 246H166ZM181 244H182V246H181ZM66 247H65V246ZM86 245V246H87ZM133 245H134V247L135 248H133ZM4 246V247H3ZM147 246V247H146ZM153 246V247H152ZM186 246V247H185ZM150 247V248H149ZM157 247V248H156ZM177 247H180V248H182L183 249V251H185V250H188V252H185V253H187V254H189V255H187V254H185L184 252V254L185 255H187V257L185 256L184 257V254H183V256H181V251H182V249L181 250H179L180 248H177ZM188 247V248H187ZM133 250H132V249ZM137 248V249H136ZM143 248V249H142ZM154 250H153V249ZM185 248V249H184ZM7 249V250H6ZM107 249V250H106ZM150 249H151V251H150ZM3 250V251H2ZM126 250V251H125ZM144 250V251H143ZM152 250H153V253H150L149 254V252H152ZM171 250H173V252L171 251ZM176 250V251H175ZM72 251V252H71ZM76 251V252H75ZM129 251V252H128ZM132 251V252H131ZM140 251V252H139ZM142 251V252H141ZM177 251H179V252H177ZM227 251V252H226ZM240 251V252H239ZM145 252V253H144ZM222 252L224 253V254H222ZM225 252H226V255H225ZM229 252H230V254H229ZM244 252V253H243ZM135 253L137 254V255H135ZM141 253H142V255H141ZM228 253V254H227ZM231 253H232V255H231ZM233 253L234 254H236L235 256H233ZM239 253V254H238ZM240 253L242 254V259H244V260H240V258H241V256H239L240 255ZM151 254H152V256H151ZM174 254V255H173ZM0 255V256H1ZM65 255V256H64ZM138 255H140V256H138ZM147 255H149V257L147 256ZM177 255H179V256H177ZM229 255H231V256H229ZM69 256V257H68ZM142 256V257H141ZM152 258H151V257ZM174 256H175V258H174ZM237 256V258L235 259L234 257H236ZM238 256H239V258H238ZM67 257L69 258V259H67ZM106 257H107V259H106ZM146 258V259H144V258ZM183 257V258H182ZM233 257V258H232ZM125 258V259H124ZM167 258V259H168ZM180 258H182L181 259V261L179 260L178 262H176V260L175 259H180ZM65 259V260H64ZM131 259H132V261H131ZM135 261H134V260ZM173 260H175V261H173ZM114 261V262H113ZM118 261V262H117ZM148 261V262H147ZM171 261V262H170Z\"/></svg>",
    "mask_w": 264,
    "mask_h": 264
}]
</instances>
